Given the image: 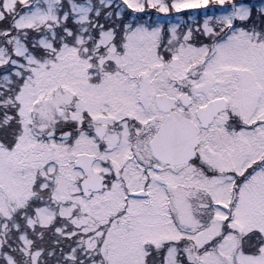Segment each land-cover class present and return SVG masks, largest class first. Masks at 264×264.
Wrapping results in <instances>:
<instances>
[{"label":"rangeland","instance_id":"374dc122","mask_svg":"<svg viewBox=\"0 0 264 264\" xmlns=\"http://www.w3.org/2000/svg\"><path fill=\"white\" fill-rule=\"evenodd\" d=\"M101 1L104 2V6H108L112 2V0ZM147 1L153 5L156 0ZM201 1L204 3L206 0H180L179 3L175 4V7H186ZM235 1L214 0V20L222 15V18L226 20L227 17H224V15L226 16L227 14L228 16L236 8H238L237 12L240 16L248 12V18H253L257 14H264V0H252L251 4L238 5H235ZM254 2L256 3L253 4ZM77 3L76 0H2L0 2V8L9 10V13H14V10L18 8L24 11L13 21L16 30L12 36L7 35L8 32L4 29L6 21L2 20L4 14L0 12V27H2L0 28V64H4L8 59L7 49L3 43L4 33L8 46L13 47L14 54L22 55L21 48L24 47L22 38L25 34L23 33V37L13 35L21 33V30H26L33 44L30 54L37 57L36 61L30 54L23 57V64L29 70V77L34 78L32 79L33 88L30 87L32 81L18 80V83L20 82L23 87L20 85L19 89H17L14 100H17L20 105V109L17 105L16 111L21 115L22 119L20 120V132L15 137H11L14 129L10 128L12 126L9 125V109H12L9 107V100L14 90L13 85L16 79V75L12 72H15L16 69L10 64H12L14 59H10V64H4L0 69V77H3L1 85L4 87V90L0 89V130H6V139L14 138L17 141L14 149L5 151L4 148L8 149V145L0 137V207L4 214L10 215L11 211L5 209L6 204L9 202L19 204L18 207L26 204L32 194L31 184L34 183L37 172L46 178H48V173H52V185L49 187L48 199H42L43 204L38 209L39 221L46 224L52 220L56 209L58 210L59 208L62 214L65 206L67 211L69 209L71 211V207L74 205H78L79 209L86 214L85 222L107 220V218L115 216L116 219L113 221L110 231L114 228V234L117 235L114 238L112 237L110 241V252L106 254L108 264H139L144 247L149 244H158L168 237L170 232H176L175 228L178 225L185 230L183 233L193 232L190 238L197 249H201L204 243L209 242L214 237V246H211L209 253H207V250L197 253L198 256L196 258L199 264H264V213H253L249 211L247 206V202L254 192H264V165L254 168L248 175V180L242 184L236 212H233L230 219H225L227 217L226 213L217 210V207L214 208V211H211L212 208L206 210L207 202L204 197H197L198 206L195 207V210H190L188 206L192 202L190 200L191 194L195 193L197 188L202 189L208 201L210 198V200L214 199L220 203L226 201L229 181L226 182L222 190L218 188L215 191L214 178L207 181L204 179L201 181L196 180L195 183L193 180H169V186L174 189V193L172 192L174 198H170L171 205L178 210L177 213L173 214L177 216V224L172 222L171 215L166 211L168 197L157 178H153L147 183L146 190L148 193L147 196L142 198L134 196L131 192L136 191L135 189L140 190L144 181L127 179V175H123L121 171H118L119 178L114 180L102 192L90 197L77 195L78 185H76L75 179L80 177V172L72 166L76 153L87 152L96 154L98 158L93 168L103 172H108L109 170V167H105L103 164L107 158L111 159L117 168L119 165L123 172L127 174L133 172L132 167L127 170L128 165L132 166V162L129 163V153H127L125 145L108 142L112 152L108 154L102 150L99 152L96 140L84 132L78 133L70 145L65 143L67 135H64L60 142L51 139L48 141L38 140L41 133H46V131L48 135L51 133L53 130L52 123H55L57 118L60 116L63 119L67 118V115L64 116L62 108L55 109L52 90L56 89V86H60L61 89L57 90L56 93H61L62 95L65 92L64 88L70 89V86L73 87L74 90L71 89L73 95L76 92L81 96L80 99L76 100V106L79 105L78 108L85 107L95 117L97 114L95 106L98 104L105 110V107L109 108L110 103L114 99L128 101L129 95L127 92H120L117 89L112 94L111 88L123 81L131 83L130 78L144 71V68L148 67L149 63L154 66L156 56L155 46L151 41L154 36L153 33L156 31L133 30L124 39V53L115 55V49L110 46L111 53L107 55L115 60L113 64L115 70L104 68L106 70L103 75L104 89L97 91L96 88H89L83 79L85 71V77H88L86 58L83 59L79 53L84 49V39L82 34L77 35L76 30L77 26L78 30L86 29V23L90 21L87 13L92 11V5L90 2L82 6L76 5ZM159 6L161 5L158 4ZM244 6H247V10L243 8ZM70 11H74L76 15L74 16V21L70 16ZM109 11V17L103 16V19L99 20V31H106L111 23L110 18L113 15L111 3ZM119 14L120 11H118L117 15L119 16ZM134 19L135 15H130L129 21H132V24L135 23ZM154 19L158 21L154 28L158 29L161 20L159 17ZM48 20H50L49 23H46ZM178 20L176 18L175 22ZM204 23H207V20ZM245 24L246 22L231 23V25L240 28ZM175 25L172 24L170 26L172 36L176 35L174 34ZM27 26H32L33 29L31 28L32 30L28 31ZM66 26L76 29L72 31V35L75 42L79 44L77 47L69 46L71 36L69 35L70 31L65 29ZM261 27L264 28V23ZM42 33H45L46 36L51 34L52 41L59 42V50L57 52L52 49L42 56L40 44L46 37L39 38ZM62 34H65V40L61 39ZM12 37H14V40ZM85 38L87 37L85 36ZM100 38L101 41H105V32H101ZM230 41L231 44H233L232 41L235 44H243L242 38H233ZM228 44L216 45L215 50H218V52L211 56L208 62L211 68L208 70L213 77L214 61H216V57L217 59H223L229 49L225 48L229 46ZM46 47L50 48L49 41L46 42ZM180 51L183 53L184 62L190 61L200 53V50L192 49H180ZM52 52H55L53 55L55 58L59 57V55L62 58L67 55L68 62L66 63L67 59L61 62L63 64L61 70L64 72L63 81L56 77L55 70L59 69L60 65L53 66ZM76 53L79 54L78 57ZM230 56L236 57L238 53L232 52ZM18 62L16 58V65H18ZM177 62V60H174L171 67L164 70L166 76L173 77L177 74ZM49 63L52 64V68H43ZM38 67L40 69L36 71ZM204 70L207 71V69ZM222 78L223 76L219 77V79ZM49 84H52L51 90L48 88ZM210 84L211 86H207V88H214V80H211ZM229 85L230 83L227 82L225 85L220 86L221 91L227 90ZM107 89L110 90L111 94L106 92ZM261 89V92H264L263 83ZM18 91L19 94L17 95ZM72 93L70 92V94ZM208 93H213L211 95H214L213 91H208ZM98 119L99 117L92 120L91 123L99 121ZM117 130L118 132L114 134L118 135L117 140H119L124 134L122 130ZM105 134L106 132L104 136ZM178 183L184 184L179 186ZM193 184L198 186L194 189ZM211 188L214 190L212 191ZM208 192L210 198L207 194ZM183 194H188L186 197L189 201H185ZM203 218L208 220V222L204 223L199 220ZM224 224L228 226L227 229L222 228ZM119 234H122V237H119ZM222 234H224L223 238L217 240L216 238ZM172 235L177 238L179 234ZM25 238L27 239L28 236ZM239 244L241 246L240 249L243 251H238ZM187 246L189 248V245ZM175 255L176 252L170 251L167 259L164 260V264H175L173 260Z\"/></svg>","mask_w":264,"mask_h":264},{"label":"flooded vegetation","instance_id":"af4514ba","mask_svg":"<svg viewBox=\"0 0 264 264\" xmlns=\"http://www.w3.org/2000/svg\"><path fill=\"white\" fill-rule=\"evenodd\" d=\"M229 39L233 40L232 37ZM242 42L243 44L226 46L225 48L229 49L223 59L216 57L214 77L208 70L211 69L208 65L210 60L199 61V54L186 62L183 56L178 54L174 59L178 61L177 74L168 77L164 70L171 67L174 60L162 59V54H156L158 62H155L154 66L149 63L140 76L130 78L131 83L123 81L111 88L112 94L117 89L120 92H127L129 100L114 99L110 103V108L100 109L102 117H99V121L93 123L91 128L105 126L106 137L100 143L104 142L102 145L107 149H110L108 142L125 145L129 153V163L132 162V166L128 165L127 170L132 167L133 172L127 174L119 165L117 172L121 171L123 175H127V179L144 181L142 188L135 189L137 190L135 193L147 194V183L157 178L168 197L167 202L170 204L168 211L178 212L170 201L171 197L174 198L172 195L174 189L168 184L170 179L193 180L195 183L196 180L207 181L214 178L215 191L218 188L222 190L229 181L228 201L222 204L215 201L217 205L207 206L206 210L212 208L211 211H214L217 207L216 209L221 212L230 214L236 212L241 195L239 191L242 184L248 180L249 170L264 165V92H261L262 83L264 84V37L253 34ZM213 47L211 56L218 52L215 50L216 46ZM200 48L178 46L173 50ZM178 52L182 53L180 50ZM232 52L238 53V56H230ZM220 76L223 78L219 79ZM211 80H214V88H207L211 86ZM227 82L230 83L228 89L221 91L220 86ZM208 91H213L214 95ZM111 93L109 91V94ZM160 95L164 96L166 103L164 107L159 108L156 97ZM184 95L186 97H182ZM219 98L226 100V110L214 116L206 128H201L197 110L208 101ZM169 115L187 119L198 130L199 145L194 157L179 165H169L170 160L157 158L150 147L151 138L158 133L162 122ZM84 126H87V123ZM117 129L122 130L124 134L119 140L118 135L114 134L118 132ZM111 152L112 148L107 154ZM109 171L108 175L116 170ZM196 186L198 185L193 184L194 189ZM207 194L209 196V192ZM186 195L188 194L182 196L185 201H189ZM191 195L192 197H189L192 202L188 204L190 210H195L198 206L197 197L207 198L201 188H197ZM247 206L253 213H264V192H254Z\"/></svg>","mask_w":264,"mask_h":264},{"label":"trees","instance_id":"16d2710c","mask_svg":"<svg viewBox=\"0 0 264 264\" xmlns=\"http://www.w3.org/2000/svg\"><path fill=\"white\" fill-rule=\"evenodd\" d=\"M0 12L4 14L2 20L6 21L4 29L7 30V35L12 36L16 30L13 21L24 11L18 8L14 10V13H9V10L0 8ZM31 28H28V31ZM20 32L13 36L23 37V33L28 35L26 30ZM12 38L14 40V37ZM22 39L24 46L30 51L32 46L29 40L24 37ZM45 44L46 41L40 46L42 56L49 51L45 48ZM5 47L9 60L15 58L13 47L8 44ZM23 57L24 55L16 56L21 77L29 73V70L24 67ZM1 67L0 65V69ZM9 114V125L13 118L16 120V125L10 127L14 129L11 137H15L20 132L17 120L21 117L14 108L9 109ZM5 131L0 130V137L7 143L8 149H11L15 139H6ZM44 140L48 139L44 138ZM50 185H52V173H48V178L45 179L37 172L35 181L31 184L32 194L24 206L18 207L19 204L14 202L7 203L5 209L11 211L10 215L4 214L0 207V264H108L106 254L110 252V241L117 235L114 234V228L110 231L116 219L115 216L107 220L85 222L86 214L79 209L78 205H74L71 211L70 209L67 211L65 206L62 214L59 208L56 209L50 222L41 223L38 218V209L43 204L42 199H48ZM27 236L28 238L24 239ZM118 236L122 237V234ZM211 246H214V242ZM211 246L207 244L203 248L209 252ZM169 247L167 243L160 246L147 245L139 264H164V255ZM181 264H199V261L196 259L188 262L184 259Z\"/></svg>","mask_w":264,"mask_h":264},{"label":"water","instance_id":"95a60500","mask_svg":"<svg viewBox=\"0 0 264 264\" xmlns=\"http://www.w3.org/2000/svg\"><path fill=\"white\" fill-rule=\"evenodd\" d=\"M218 102H220V101L211 102L207 107L202 108L201 113H200V117L206 118L207 121H210L212 119V117H214V114L218 110L224 109L223 105L219 106V104H217ZM163 129H164V126H163ZM163 129L161 127L160 132L158 134H160V133L162 134ZM194 131L195 132H194V134L192 133L191 137H190V133H188L187 134L188 137L185 138V145L190 144V148H188L187 153L188 152L190 153L197 144V141L195 138L196 137V129ZM164 135H165V133H164ZM167 135L165 136L166 139L164 140L165 144L167 142H170V141L173 142V141L180 139L179 137L178 138L176 137V134L175 135L167 134ZM192 138H194L195 141L192 142ZM186 157H188V156H186ZM94 159H95L94 156H89L86 154H79L76 157V160L74 161V167L79 168L83 173V179L80 182V188H81L83 194H86L87 191L98 192L102 189V183H103L102 178L96 172H94L91 168V165H92ZM186 159L187 158H185V160Z\"/></svg>","mask_w":264,"mask_h":264}]
</instances>
